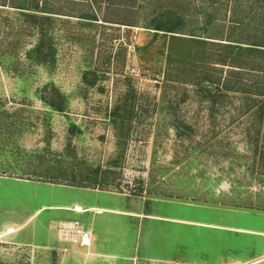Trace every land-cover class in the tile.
<instances>
[{
    "label": "rangeland",
    "instance_id": "1",
    "mask_svg": "<svg viewBox=\"0 0 264 264\" xmlns=\"http://www.w3.org/2000/svg\"><path fill=\"white\" fill-rule=\"evenodd\" d=\"M7 1L0 0V264H83L89 249L60 235L63 222L55 220L69 213L50 206L98 196L51 183L57 167L65 168L64 175L99 169L110 184L97 189L127 195L147 213L264 231V177L255 161L264 133L255 112L264 97L253 94L264 91V74L251 69L264 67L261 58L237 52L241 87L211 108L196 83L214 73L208 42L218 41L208 37L217 29L197 23L195 11L182 31L164 33L150 24L173 8L170 0H114L116 6L94 10L84 0H40V6L65 15L38 13L36 19ZM91 12L96 21L66 16ZM41 35L43 54H31ZM216 67L222 83L230 68ZM51 87L64 98L63 112L41 99ZM116 107L128 116L120 128L111 121ZM121 133L125 137L117 145ZM119 147L124 152L116 160ZM178 202L207 209H185ZM152 226L163 229L165 243L178 228ZM187 230L186 242L193 235L187 257L224 255L221 241H235L219 231H208L209 240ZM238 238L244 258L264 247L261 237ZM160 244L151 248L157 256L182 257L175 247Z\"/></svg>",
    "mask_w": 264,
    "mask_h": 264
},
{
    "label": "trees",
    "instance_id": "2",
    "mask_svg": "<svg viewBox=\"0 0 264 264\" xmlns=\"http://www.w3.org/2000/svg\"><path fill=\"white\" fill-rule=\"evenodd\" d=\"M7 1V0H4ZM17 1H21L17 2ZM50 1V0H49ZM48 1V2H49ZM70 2H75V0H69ZM88 8L94 10L95 8L101 9V7L116 6L114 0H84ZM171 4H174L173 8L170 10L162 11L160 14L156 15L150 24L151 29L156 32L164 33H178L182 31L188 24V19L192 16L194 11L201 18H196L197 23H202L203 25H212L217 29V34L213 37H208L210 39L217 40L218 42H208L209 45L214 47L212 58L209 57L210 66L214 71L213 74L206 73L205 76L199 78L196 86L199 87L200 95L203 101L209 103L211 108L216 107L218 102L223 99L226 93L236 92L239 87H241V73H240V61L237 52L240 50L246 51L248 56L254 58H261L263 61L264 57V0H170ZM8 3L13 5L12 7L29 10L31 13L24 14L30 18H38V13H48V14H58L65 15L56 12H50L48 8L44 7V4H48L47 0L40 6V0H9ZM73 4V3H72ZM221 12H224V18L222 20L218 18ZM229 16L226 18V15ZM69 17H78L81 19H86L88 21H96V16L91 13H81L73 15L67 14ZM109 22L108 20H104ZM131 25V24H126ZM41 35L38 43L30 52L31 54L42 55L44 52V39ZM263 56V57H262ZM254 62V59H253ZM42 63V62H40ZM251 68L252 71L259 74H264V67L256 66ZM216 66H226L229 71L226 73V78L224 82L221 83V76H217L216 73L219 72ZM236 69V70H235ZM216 72V73H215ZM221 74V70H220ZM263 88V87H262ZM261 89V88H260ZM45 88V95L41 97L44 104L48 106L52 111L63 112L65 109L64 98L60 93L51 87L47 92ZM264 90V88H263ZM256 96H263L264 91L253 93ZM264 100L262 105L258 107L255 112L257 118L260 122H263L264 129ZM256 106V105H255ZM118 107L111 113V121L113 125L117 128L123 127L128 121L127 113H118ZM129 112V111H127ZM264 132V130H263ZM261 135V134H260ZM125 137V134H118L117 145H120V139ZM262 139V140H261ZM260 139L259 148L256 151V163L260 169L258 175L264 177V133ZM70 145L67 146V150L70 151ZM124 148H120L117 153V159L122 157ZM116 162V161H115ZM114 161L109 162L110 167H114ZM57 176L48 178V180L53 183L61 184L65 183L69 186L74 187H84V188H97L99 186H108L110 181L104 177L98 176L99 169L92 171L91 174H80L77 171L71 170L67 175H64L65 168L57 167ZM49 177V175H48ZM59 180H56V179Z\"/></svg>",
    "mask_w": 264,
    "mask_h": 264
},
{
    "label": "crops",
    "instance_id": "3",
    "mask_svg": "<svg viewBox=\"0 0 264 264\" xmlns=\"http://www.w3.org/2000/svg\"><path fill=\"white\" fill-rule=\"evenodd\" d=\"M70 188L80 189L98 196L95 201H75L69 205L50 206L51 209L69 213L60 216L62 219H55L57 222L77 221L91 232L92 240L88 248L89 253L81 251L86 255L83 264H264V247L261 253L244 258L241 253L242 247L237 242L238 236L261 237L264 239L263 230L243 227L238 224H214L211 221L182 215L179 212V214L173 216L154 215L142 211L141 203H137L136 200H132L124 194L97 188L74 186ZM102 195L110 197L109 199L112 200H103L100 198ZM177 205L185 209H207L205 206L186 202H178ZM75 206L81 207L82 211H74ZM231 213L248 215L237 212V210ZM148 222L152 223L150 231H147L146 224ZM158 223L173 224L178 227L172 230L170 243L163 242L165 240L161 233L163 229L158 227L155 229L152 226H156ZM187 229L196 232L195 235L199 236L198 238L204 236L203 238L210 240V232L208 231H219L225 233L224 238L226 240L228 234L235 241H233L232 246L222 245L221 241V246H225L223 248L224 255H215L214 258L212 255L208 258H193L190 255L187 257L189 253H193L190 244L193 235L190 234L189 242H186V238H183L187 235L183 230ZM159 234H161L160 241L157 237ZM150 236H153L152 239H149ZM156 239L158 243H156ZM160 242L172 248L175 247L182 257L164 258L157 256L151 248H161ZM210 245L208 248H213ZM72 249H75V247L72 246ZM76 261L80 262V260Z\"/></svg>",
    "mask_w": 264,
    "mask_h": 264
},
{
    "label": "built area",
    "instance_id": "4",
    "mask_svg": "<svg viewBox=\"0 0 264 264\" xmlns=\"http://www.w3.org/2000/svg\"><path fill=\"white\" fill-rule=\"evenodd\" d=\"M60 235L70 238L78 248L88 249L91 245V232L86 230L79 222H63L58 227Z\"/></svg>",
    "mask_w": 264,
    "mask_h": 264
}]
</instances>
